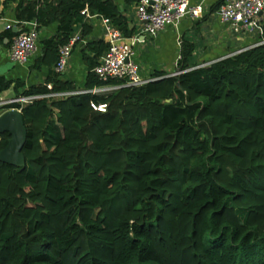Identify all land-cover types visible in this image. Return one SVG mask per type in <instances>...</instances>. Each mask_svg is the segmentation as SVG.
<instances>
[{
    "label": "trees",
    "instance_id": "16d2710c",
    "mask_svg": "<svg viewBox=\"0 0 264 264\" xmlns=\"http://www.w3.org/2000/svg\"><path fill=\"white\" fill-rule=\"evenodd\" d=\"M16 1V21L58 27L32 64L43 83L0 78V94L36 97L0 106L26 129L25 165L0 162V264H264V22L261 43L203 67L181 41L182 73L140 86L99 80L107 46L88 41L77 89L51 68L85 8L127 38L129 19L113 0ZM104 86L119 87L51 96Z\"/></svg>",
    "mask_w": 264,
    "mask_h": 264
},
{
    "label": "crops",
    "instance_id": "0c3cea01",
    "mask_svg": "<svg viewBox=\"0 0 264 264\" xmlns=\"http://www.w3.org/2000/svg\"><path fill=\"white\" fill-rule=\"evenodd\" d=\"M0 0V78L5 81H23L25 88L34 84L43 83L47 77V68L40 70L32 69L35 58H31L26 65H19L10 60L8 51V39L6 25L12 26L16 31L15 8L17 1L7 2ZM120 10L130 21V27L134 28V36L139 38V42L134 46V61L138 64L140 75L145 78H151L154 72H169L174 70L176 56L178 54V39L188 41L194 45V53L190 59L193 64H204L203 61L219 60L228 55L240 52L250 48L258 41L259 31L241 32L233 34L223 26L217 18L216 11L211 9L222 0H189L190 6H199L201 12L198 17L185 16L175 26H166L158 32L156 36L150 37L142 35L137 22L135 5H126L124 0H113ZM85 15L76 26H74L71 39H76L75 45L68 59L66 70L61 73L64 80L72 83L77 89L83 88L87 67L82 61L81 44L88 41L103 40L102 25L100 15L98 19H85ZM91 27V32L83 37V25ZM57 23L42 27L38 30V39L40 42L49 40L57 31ZM70 39V40H71ZM104 41V40H103ZM79 43V44H77ZM77 44V45H76ZM219 56V57H217ZM217 57L216 59H214ZM210 61V60H209ZM208 61V62H209ZM53 71V68H51ZM54 72V71H53ZM15 99L13 90L0 94V102H9Z\"/></svg>",
    "mask_w": 264,
    "mask_h": 264
},
{
    "label": "built area",
    "instance_id": "2783aa9c",
    "mask_svg": "<svg viewBox=\"0 0 264 264\" xmlns=\"http://www.w3.org/2000/svg\"><path fill=\"white\" fill-rule=\"evenodd\" d=\"M134 5L140 32L142 35L150 37L156 36L166 26H175L185 16L196 18L201 12L199 6H190L189 0H139ZM84 15L87 19H98L100 17L97 13H90L87 7L84 10ZM216 15L218 21L233 34L252 32L254 30H258L260 33L261 25L264 22V0H222L216 10ZM100 22L102 25L103 42L107 48L100 56L98 63L92 71L98 79L103 82L108 80L122 81V86H140L153 81L154 78L152 77L145 78L140 75L139 66L134 61V46L139 42V38L137 36L131 38L125 37L107 18H100ZM10 28L12 26L6 25V29ZM14 28H16L17 36L13 38L9 45L8 55L14 63L26 65L31 58L37 57L41 52L37 23L35 20L28 22L16 21ZM75 42L76 39H71L68 44L59 48L58 59L53 67L54 72L61 74L66 70ZM177 46L179 51L176 56L174 71L169 74L170 76H177L182 73L176 69V65L180 59L181 40L179 39ZM211 63L200 64L199 67ZM46 86L51 88L49 84ZM117 87L119 86H104L90 91L82 90L52 94L51 96L60 98L87 92L103 94L115 90ZM33 99H36V97H19L2 105L10 103L24 105L30 103ZM95 109L103 112L105 106L101 105ZM17 110L20 109L18 108Z\"/></svg>",
    "mask_w": 264,
    "mask_h": 264
},
{
    "label": "water",
    "instance_id": "95a60500",
    "mask_svg": "<svg viewBox=\"0 0 264 264\" xmlns=\"http://www.w3.org/2000/svg\"><path fill=\"white\" fill-rule=\"evenodd\" d=\"M3 133L9 134L10 138L0 152V162L12 166H24L25 158L21 150L26 142V129L21 110L10 109L0 114V134Z\"/></svg>",
    "mask_w": 264,
    "mask_h": 264
},
{
    "label": "rangeland",
    "instance_id": "374dc122",
    "mask_svg": "<svg viewBox=\"0 0 264 264\" xmlns=\"http://www.w3.org/2000/svg\"><path fill=\"white\" fill-rule=\"evenodd\" d=\"M217 57H219V56H217ZM217 57H215L214 59H216ZM209 60H210V61H209ZM209 60H208V61L211 62V60H213V59H209ZM208 61H203V62H201V63H204V64H205V63H209ZM212 62H214V61H212ZM173 71H174V70H173ZM173 71H171V72H173ZM3 103H7V102H0V106H3V105H2ZM12 104L20 105V104H18V103H12ZM13 109H16V110H17L18 108H13ZM2 112H3V111L0 110V114H1Z\"/></svg>",
    "mask_w": 264,
    "mask_h": 264
}]
</instances>
